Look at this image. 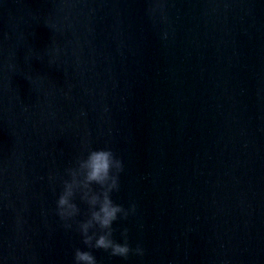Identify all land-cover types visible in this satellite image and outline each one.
Listing matches in <instances>:
<instances>
[{"label": "water", "instance_id": "1", "mask_svg": "<svg viewBox=\"0 0 264 264\" xmlns=\"http://www.w3.org/2000/svg\"><path fill=\"white\" fill-rule=\"evenodd\" d=\"M85 145L145 251L98 264H264V0H0V264L84 248L55 209Z\"/></svg>", "mask_w": 264, "mask_h": 264}, {"label": "clouds", "instance_id": "2", "mask_svg": "<svg viewBox=\"0 0 264 264\" xmlns=\"http://www.w3.org/2000/svg\"><path fill=\"white\" fill-rule=\"evenodd\" d=\"M86 155L78 156L74 164L65 169L66 179H61V191L56 199L55 215L62 227L76 231L84 248H76L72 264H98L94 251H102L109 257L127 260L129 256L143 257L145 251L137 244L134 248L128 241V228L119 230L120 241L114 238L117 231L113 225L134 216L137 205L130 202L128 207L117 204L112 194L120 189V175L124 171L121 158L109 148L92 149L85 145ZM51 179V177H50ZM86 206L81 209L76 203Z\"/></svg>", "mask_w": 264, "mask_h": 264}]
</instances>
